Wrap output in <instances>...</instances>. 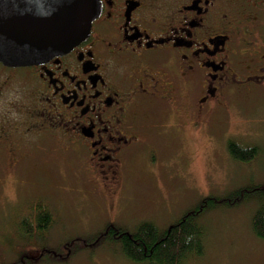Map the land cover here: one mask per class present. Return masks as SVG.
<instances>
[{
  "label": "flooded vegetation",
  "instance_id": "flooded-vegetation-1",
  "mask_svg": "<svg viewBox=\"0 0 264 264\" xmlns=\"http://www.w3.org/2000/svg\"><path fill=\"white\" fill-rule=\"evenodd\" d=\"M100 2L68 52L0 61V187L53 142L76 151L89 187L113 201L148 151L165 153L161 170L176 181L182 132L235 97L264 98V0Z\"/></svg>",
  "mask_w": 264,
  "mask_h": 264
},
{
  "label": "rangeland",
  "instance_id": "rangeland-1",
  "mask_svg": "<svg viewBox=\"0 0 264 264\" xmlns=\"http://www.w3.org/2000/svg\"><path fill=\"white\" fill-rule=\"evenodd\" d=\"M218 113L208 116V123H194L182 132L176 181L161 170L165 153L160 149L154 161L148 151L142 159L149 165H133L129 186L114 201L89 187L76 151L61 149L56 142L47 154L37 149L33 160L10 170L2 180L0 264L16 263L14 248L21 244L41 250V240L29 241L18 227L38 200L48 205L55 219L43 236V264H135L118 244L96 239L110 220L127 229L150 220L164 229L205 197L253 184L241 193L250 195L264 183V98L235 97ZM229 138L258 145L259 155L250 163L237 161L228 152ZM153 146L160 148L156 142ZM257 205L256 200L219 204L204 212L200 222L206 227L205 251L187 264H264V239L251 227Z\"/></svg>",
  "mask_w": 264,
  "mask_h": 264
},
{
  "label": "trees",
  "instance_id": "trees-1",
  "mask_svg": "<svg viewBox=\"0 0 264 264\" xmlns=\"http://www.w3.org/2000/svg\"><path fill=\"white\" fill-rule=\"evenodd\" d=\"M227 148L234 159L243 163H250L260 152L258 145L232 138L227 141ZM250 186L255 185L239 187L234 189L235 192L231 191L224 196L211 195L203 198L167 228H160L150 220H143L132 229L113 224L114 232L104 236L105 230L100 231L96 239H103L108 244H118L127 260L135 264H187L190 259L201 257L205 251L206 227L200 222L204 212L219 204L232 206L252 200L258 201V205L252 215L251 227L258 238L264 239V183L254 187L251 196H241L242 190ZM226 201L230 203L227 204ZM29 210L30 213L19 222V230L29 241L41 240L43 245L41 250L32 249L30 244L15 247L18 258L14 264H43V236L55 222L48 205L41 200L31 203ZM58 256L60 257L59 253Z\"/></svg>",
  "mask_w": 264,
  "mask_h": 264
},
{
  "label": "water",
  "instance_id": "water-1",
  "mask_svg": "<svg viewBox=\"0 0 264 264\" xmlns=\"http://www.w3.org/2000/svg\"><path fill=\"white\" fill-rule=\"evenodd\" d=\"M100 13V0H0V61L27 66L64 54Z\"/></svg>",
  "mask_w": 264,
  "mask_h": 264
}]
</instances>
